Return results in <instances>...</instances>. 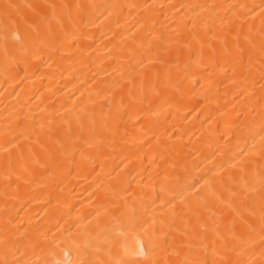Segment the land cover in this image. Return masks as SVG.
Masks as SVG:
<instances>
[{
	"label": "bare ground",
	"instance_id": "bare-ground-1",
	"mask_svg": "<svg viewBox=\"0 0 264 264\" xmlns=\"http://www.w3.org/2000/svg\"><path fill=\"white\" fill-rule=\"evenodd\" d=\"M262 58L264 0H0V264H264Z\"/></svg>",
	"mask_w": 264,
	"mask_h": 264
},
{
	"label": "snow or ice",
	"instance_id": "snow-or-ice-1",
	"mask_svg": "<svg viewBox=\"0 0 264 264\" xmlns=\"http://www.w3.org/2000/svg\"><path fill=\"white\" fill-rule=\"evenodd\" d=\"M16 6L15 5H11V4H8V5H5L4 6V13H3V16H4V19L6 22H10L12 24H17L18 21L12 17L11 13L9 12V9H12V8H15ZM79 7V6H77ZM6 39V37H5ZM213 54H214V50H213ZM240 61H238L239 63ZM248 70L251 71V57L249 58V64L247 66ZM261 78L264 79V58H262L261 60ZM123 104V101L121 100V106ZM118 114V113H117ZM262 184H264V180L261 181ZM231 196L233 198H241L243 197L244 199H247V185H242L241 186V189H238V190H232L231 191ZM232 205L229 204V207H231ZM239 215V213H237ZM197 219H199V217H197ZM261 220L262 222H264V216L261 217ZM203 231L205 233H207L209 231V228L207 225H204L202 224L201 225ZM211 231L215 232L217 235H219V232H218V228H217V221L213 220V223H212V227H211ZM162 243L164 245L167 244V240H163ZM4 264H7V262L5 261ZM59 264V262H58ZM67 264H71V261H68ZM153 264H161V261L159 260H154L153 261ZM164 264H177L176 261H167L165 260L164 261ZM179 264H188V261L186 260H182L179 262Z\"/></svg>",
	"mask_w": 264,
	"mask_h": 264
}]
</instances>
